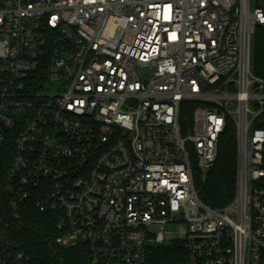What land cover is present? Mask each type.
I'll return each instance as SVG.
<instances>
[{
  "label": "built area",
  "instance_id": "obj_1",
  "mask_svg": "<svg viewBox=\"0 0 264 264\" xmlns=\"http://www.w3.org/2000/svg\"><path fill=\"white\" fill-rule=\"evenodd\" d=\"M258 28L259 0H0L14 218L29 204L55 212L53 243L84 245L87 264H264ZM229 122L237 193L217 209L195 178ZM0 264L44 263L0 241Z\"/></svg>",
  "mask_w": 264,
  "mask_h": 264
},
{
  "label": "trees",
  "instance_id": "obj_2",
  "mask_svg": "<svg viewBox=\"0 0 264 264\" xmlns=\"http://www.w3.org/2000/svg\"><path fill=\"white\" fill-rule=\"evenodd\" d=\"M252 64L254 72L264 77V33L260 28L254 38ZM237 170L236 129L234 124L229 122L220 137L218 155L212 168L205 178H195L201 200L217 209H223L233 203L237 193ZM20 214L21 218H14L9 198L0 182V241L15 249L27 251L44 264H87L84 245L67 248L53 243L58 223L55 212L40 211L36 206L29 204L21 209Z\"/></svg>",
  "mask_w": 264,
  "mask_h": 264
},
{
  "label": "rangeland",
  "instance_id": "obj_3",
  "mask_svg": "<svg viewBox=\"0 0 264 264\" xmlns=\"http://www.w3.org/2000/svg\"><path fill=\"white\" fill-rule=\"evenodd\" d=\"M255 3H256V0H252V6H254ZM252 53H253V51H252ZM252 66H253V64H252ZM169 241H170V237H167L166 243H168Z\"/></svg>",
  "mask_w": 264,
  "mask_h": 264
},
{
  "label": "water",
  "instance_id": "obj_4",
  "mask_svg": "<svg viewBox=\"0 0 264 264\" xmlns=\"http://www.w3.org/2000/svg\"><path fill=\"white\" fill-rule=\"evenodd\" d=\"M259 5L264 7V0H259Z\"/></svg>",
  "mask_w": 264,
  "mask_h": 264
}]
</instances>
